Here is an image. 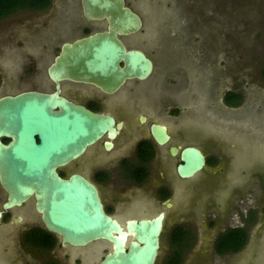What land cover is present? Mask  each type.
Listing matches in <instances>:
<instances>
[{
    "label": "rangeland",
    "instance_id": "1",
    "mask_svg": "<svg viewBox=\"0 0 264 264\" xmlns=\"http://www.w3.org/2000/svg\"><path fill=\"white\" fill-rule=\"evenodd\" d=\"M126 1L144 20L141 32L127 36V43L156 60V72L146 83L151 93L142 96L143 104L161 106L158 120L169 114L182 117L178 123L168 119L174 143L199 145L210 164L223 157L219 166L190 180L178 178L180 160L175 158L167 175L178 189L156 264H164L176 248L169 236L176 223L195 232L183 248L185 264H264V0ZM82 21L81 0H51L45 9L18 10L1 18L0 73L5 79L0 93L29 85L20 77L36 62L43 71L63 40L83 35ZM93 24L94 29L106 27L104 21ZM41 54L44 58L38 59ZM166 88L183 104L170 108L159 100L156 92ZM229 91L241 93L239 105L226 102ZM217 150L222 154L216 155ZM150 203L139 199L137 206L151 215ZM120 210L116 215L125 222L128 217ZM228 226L244 228L248 242L235 253L220 255L213 244L217 232ZM107 243L76 248L79 253L64 245L62 252L69 254L68 264H97L111 249ZM30 252H21V264L36 263L34 255L42 259Z\"/></svg>",
    "mask_w": 264,
    "mask_h": 264
},
{
    "label": "water",
    "instance_id": "2",
    "mask_svg": "<svg viewBox=\"0 0 264 264\" xmlns=\"http://www.w3.org/2000/svg\"><path fill=\"white\" fill-rule=\"evenodd\" d=\"M81 4L87 19L105 20L107 28L65 42L49 68L51 77L91 83L106 92L128 80L148 78L154 69L152 59L122 39L143 29L140 13L126 0H81ZM113 122L57 92L24 91L0 97V182L8 192L3 206L8 209L34 197L45 227L59 235L63 245L108 242L111 249L97 264H156L164 211L124 222L105 210L98 188L85 176L74 173L65 178L58 172ZM153 132L159 144L169 140L163 127L154 125ZM2 137L11 140L5 143ZM173 154H178L177 148ZM180 160L177 173L183 179L196 176L207 165L205 152L194 145L182 149Z\"/></svg>",
    "mask_w": 264,
    "mask_h": 264
},
{
    "label": "flooded vegetation",
    "instance_id": "3",
    "mask_svg": "<svg viewBox=\"0 0 264 264\" xmlns=\"http://www.w3.org/2000/svg\"><path fill=\"white\" fill-rule=\"evenodd\" d=\"M82 16V24H85L86 26L84 30L85 32L81 36L89 35L96 31H102L107 28V22L102 20L96 22L104 21L106 22V27L94 29L92 26L95 21L87 19L83 10ZM100 25L102 26L103 24L99 23V27H101ZM126 37L127 36H124L122 39L129 46ZM75 38L63 40L61 42L57 53L53 55V59L50 60L49 64L45 66L43 71L39 70L37 62L34 63V68L27 69V71H29L27 76H21L20 80H25L26 78L29 85L20 87L18 90L13 89L14 85L8 91L0 93V97L5 95H15L24 91H39L46 94L57 92L59 96L67 99L73 104L84 106L94 113L104 114L113 118L114 122L102 137L96 142L88 145L84 153L79 157L60 166L58 172L65 178H68L71 174L79 173L94 183L98 188L105 210L115 217H117L115 210L118 211V209H121L120 212L122 214L124 213L126 215L125 217H128L126 221L133 218L138 219L148 216H156L164 211L166 213V225L167 216L169 212L173 210L172 198L176 193V189H178L177 184H175V181L172 179L173 177H171L170 174H167L173 172L174 160L175 158H179L180 160V153L183 148L191 145L199 148L200 146L191 143H174L172 136L169 133V126L167 125L169 122L168 119L171 118L178 123L182 117H175L173 114H169L165 120H158L156 118L160 113L161 106H154L151 103L143 104L142 96L145 95V93H151V91L146 88V83L152 79L156 72L155 57L150 55L143 48L140 49L145 51L154 63L153 72L146 79H132L126 81L124 85L120 86L114 92H106L102 88L91 83L64 79L60 81L54 80L49 73V68L55 61L56 55L60 53L62 45L65 42L73 41ZM132 46L134 45H131V47ZM152 46L154 47V45ZM43 55L44 54H41L38 59H43L45 56ZM50 56L51 54L45 59V61L49 60ZM4 79L5 76L0 73V87L4 82ZM160 88H162V86ZM164 90L157 91L156 95L159 100L163 99V103L169 105L170 108H173L175 103L181 102L179 101L178 94H175L168 88ZM164 97L166 100H164ZM56 109L61 110L60 105H57ZM154 125L161 126L165 129V132L169 137V140L166 143L159 144L156 141L153 132ZM2 140L3 142L8 143L11 139L2 137ZM175 148L178 150V154L176 155L173 154ZM218 153H220V155L222 154L217 150L216 155H218ZM205 154L207 158L206 168H215L216 166H219V162L223 159L222 157L215 160L213 164H210L211 160L208 154ZM149 155H152V157L149 160H146ZM144 171L148 172L147 177L143 181L138 182V179H135L133 174L137 175ZM176 174L181 180H190L183 179L178 173ZM113 181L114 183H118L117 186H113ZM129 187H132V189L129 190ZM118 188L125 192H122L121 190L118 191ZM139 199L151 202L149 207L153 210L151 215L149 213H143L144 211H141L142 206H137V201ZM7 200L8 192L0 182V212H2L0 218V264H21V262H23L20 257L21 252L30 254V251H33V254H39L40 258H42L38 261V255H34L35 257L33 256V260H36L37 264H68L70 256L68 253H65L64 250L62 252L64 245L61 242L60 236L49 231L45 227L41 214L36 209L35 198L32 197L21 205L5 209L3 205ZM123 207L126 209L123 210ZM144 210L146 211L148 209L146 208ZM138 211L142 213H139ZM179 219L180 221H186V218L177 217L178 221ZM217 223L218 220H216L215 225H217ZM179 228H182L185 231L186 237H189V232L190 234L195 233L191 228H187L185 224L176 223L170 231L169 236L172 238L174 232ZM231 228L233 227L228 226L217 232L214 242H216L217 238L222 233ZM52 240L53 243L50 244L49 242ZM213 245L215 246V243ZM88 246L89 245L85 247ZM15 247H18L19 250ZM70 248H73L74 251L79 253L80 250L76 248L81 247L72 246ZM175 249L176 248H174V250ZM174 250H171L167 254L164 264H172L171 262L167 263V260H171ZM75 260L82 261L80 258H76ZM26 261L27 263L25 264H30V260ZM36 263L33 262L31 264ZM180 264H185L184 257Z\"/></svg>",
    "mask_w": 264,
    "mask_h": 264
},
{
    "label": "trees",
    "instance_id": "4",
    "mask_svg": "<svg viewBox=\"0 0 264 264\" xmlns=\"http://www.w3.org/2000/svg\"><path fill=\"white\" fill-rule=\"evenodd\" d=\"M51 4V0H0V19L15 13L18 10L24 9H45ZM264 76V68H263ZM242 95L238 92L229 91L226 93V102L231 105H239L242 101ZM152 155L147 156L146 160H149ZM135 179L143 181L148 172L144 171L139 174H133ZM192 234V233H191ZM188 233L189 237L185 236V231L182 228L176 230L172 236L173 244L176 245L171 260L172 264H180L184 257V245L187 244L186 240L192 235ZM247 231L244 228H231L222 233L215 242V251L219 254H225L228 252H235L240 250L247 242ZM53 243V240L49 242Z\"/></svg>",
    "mask_w": 264,
    "mask_h": 264
},
{
    "label": "bare ground",
    "instance_id": "5",
    "mask_svg": "<svg viewBox=\"0 0 264 264\" xmlns=\"http://www.w3.org/2000/svg\"><path fill=\"white\" fill-rule=\"evenodd\" d=\"M130 241V240H129ZM107 246H108V243H107Z\"/></svg>",
    "mask_w": 264,
    "mask_h": 264
}]
</instances>
